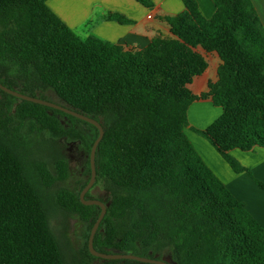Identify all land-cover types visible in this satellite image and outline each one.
Returning a JSON list of instances; mask_svg holds the SVG:
<instances>
[{
	"label": "trees",
	"instance_id": "obj_1",
	"mask_svg": "<svg viewBox=\"0 0 264 264\" xmlns=\"http://www.w3.org/2000/svg\"><path fill=\"white\" fill-rule=\"evenodd\" d=\"M213 2L207 19L196 0H184L185 10L166 19L174 39L135 51L80 38L46 0H0V82L104 128L96 171L110 201H102L107 213L94 238L99 252L159 260L169 253L172 264H264V228L185 133L198 99L190 85L208 68L196 51L201 47L222 65L200 98L222 113L205 130H193L236 173L248 170L233 150L264 148V25L251 0ZM99 134L94 125L0 89V264H142L103 260L89 247L83 259L70 261L51 226L54 196L64 210L92 221V229L99 219V206L84 205L81 193L63 187L69 164L54 149L66 139L91 154Z\"/></svg>",
	"mask_w": 264,
	"mask_h": 264
},
{
	"label": "crops",
	"instance_id": "obj_2",
	"mask_svg": "<svg viewBox=\"0 0 264 264\" xmlns=\"http://www.w3.org/2000/svg\"><path fill=\"white\" fill-rule=\"evenodd\" d=\"M202 14L210 19L216 9L213 0H196ZM264 25V0H251ZM151 6L137 0H46L49 8L80 38L95 36L112 44H119L135 51L145 49L154 39H174L167 18L185 10L184 0H150ZM115 16L126 20L121 22ZM151 16V17H149ZM196 51L208 63L207 70L190 85L198 97L189 108V126L186 136L209 169L225 184L233 196L246 205L249 213L264 228V148L252 151L239 149L232 156L246 170L236 173L215 147L193 129L205 130L217 120L222 110L213 101L200 98L209 91V85L219 79L222 60L216 52L208 53L198 47Z\"/></svg>",
	"mask_w": 264,
	"mask_h": 264
},
{
	"label": "rangeland",
	"instance_id": "obj_3",
	"mask_svg": "<svg viewBox=\"0 0 264 264\" xmlns=\"http://www.w3.org/2000/svg\"><path fill=\"white\" fill-rule=\"evenodd\" d=\"M84 130L87 136L94 140L95 131L87 126L84 127ZM54 149L59 151L69 164V177L62 184L63 187L73 191L75 195H79L90 183V152L80 142L66 139L57 140ZM51 153L53 150L44 152L46 157ZM86 196V199L100 200L104 203L110 201V193L102 182H97V178ZM52 200L50 206L51 226L61 241L66 257L70 261L83 259L89 244L93 222H84L80 216L64 210L55 196ZM162 258L173 263L169 253L164 254ZM97 262L95 261V263Z\"/></svg>",
	"mask_w": 264,
	"mask_h": 264
},
{
	"label": "water",
	"instance_id": "obj_4",
	"mask_svg": "<svg viewBox=\"0 0 264 264\" xmlns=\"http://www.w3.org/2000/svg\"><path fill=\"white\" fill-rule=\"evenodd\" d=\"M0 89L6 93L18 98V99L62 111L68 115L74 116V117H76L82 121H85L91 125H94L95 127L98 128L100 134H99L98 139L96 140V142L93 145V148L91 150V155H90L91 170H92L90 183L83 190V192L80 194V199L84 205H86V206H99L102 210L101 215H100L99 219L97 220V222L95 223V225L92 229L91 235H90L88 247H89L91 254L93 256L100 258V259H103V260H113V261L131 260V261H137V262L142 263V264H172V263L165 261V260H159V259H154V258H149V257H142L139 255H134V254L102 253V252H99L95 249L94 238H95V235L99 229L100 224L102 223V221H103V219L107 213V206L100 200H88V199H86V194L90 190V188L93 186V184L95 183L96 178H97L96 153H97L98 146H99L100 142L102 141V139L104 137V133H105L102 124L99 121H97V120H95V119H93V118H91V117H89L83 113L75 111L71 108L65 107L63 105H60V104L52 102V101H47V100H44L41 98L32 97V96L23 94L19 91L13 90V89L3 85L1 82H0Z\"/></svg>",
	"mask_w": 264,
	"mask_h": 264
},
{
	"label": "built area",
	"instance_id": "obj_5",
	"mask_svg": "<svg viewBox=\"0 0 264 264\" xmlns=\"http://www.w3.org/2000/svg\"><path fill=\"white\" fill-rule=\"evenodd\" d=\"M149 17H151V16H149Z\"/></svg>",
	"mask_w": 264,
	"mask_h": 264
}]
</instances>
